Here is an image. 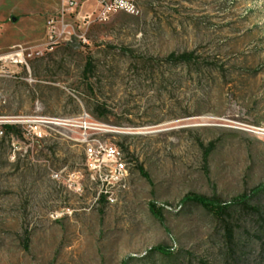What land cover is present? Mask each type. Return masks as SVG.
Returning a JSON list of instances; mask_svg holds the SVG:
<instances>
[{
  "label": "rangeland",
  "instance_id": "rangeland-1",
  "mask_svg": "<svg viewBox=\"0 0 264 264\" xmlns=\"http://www.w3.org/2000/svg\"><path fill=\"white\" fill-rule=\"evenodd\" d=\"M63 3L0 0V54L26 55L0 77V113L86 112L122 151L127 187L115 204L95 200L74 130L0 137V264H264V189L254 212L233 208L232 245L211 212L183 201L229 202L264 182V0H134L85 20L88 0L63 12L71 35L54 42L47 20Z\"/></svg>",
  "mask_w": 264,
  "mask_h": 264
},
{
  "label": "built area",
  "instance_id": "built-area-1",
  "mask_svg": "<svg viewBox=\"0 0 264 264\" xmlns=\"http://www.w3.org/2000/svg\"><path fill=\"white\" fill-rule=\"evenodd\" d=\"M88 0H64L60 17L50 16L47 20V34L50 40L57 41L71 35L68 24L63 21V12L74 13L82 8ZM134 0H95V9L84 12L82 19L88 20L96 11L99 20H104L116 10L133 11ZM26 55L21 48H14L7 53L0 54V70L8 69L9 77L15 75L18 66L26 64ZM8 77V78H9ZM54 125L74 130L78 141L83 148L84 166L89 176L98 183L95 200L103 199L107 204L118 201L119 192L126 189L128 177V162L120 148L107 138H102L104 127L91 119L86 112H81L73 118H38L37 116L17 115L9 116L0 113V137H3L5 126H14L26 138H35L39 135L37 127ZM12 137L13 133H9ZM16 143V141H15Z\"/></svg>",
  "mask_w": 264,
  "mask_h": 264
},
{
  "label": "trees",
  "instance_id": "trees-1",
  "mask_svg": "<svg viewBox=\"0 0 264 264\" xmlns=\"http://www.w3.org/2000/svg\"><path fill=\"white\" fill-rule=\"evenodd\" d=\"M194 60V54L193 52H183L178 55H175L174 53H170L166 57L167 62H173V63H182L186 64ZM91 68V62L90 59H88L85 62L84 66V73L88 72L89 69ZM5 132L6 134L13 133L17 134L18 130L14 126H5ZM211 148H206L204 149V156L208 155L210 152ZM141 170V169H140ZM145 175L144 173H142ZM264 189V182L261 184V186L253 189L250 191V193H244L241 194L240 196L233 198L229 202H221L218 199L214 198H207L203 195H197V194H187L183 201L184 202H190V203H196L202 206L204 209L207 211L211 212L221 223L222 229L224 231V237L226 242H228L230 245H232L234 241V225L231 222L232 218V210L234 207H240L242 210H248V211H255L256 208L253 206L249 205V201L254 197L259 191ZM151 210L157 214H159V209L151 205ZM151 251L158 252L163 255H170V252L167 251V248L158 245L154 248L151 249Z\"/></svg>",
  "mask_w": 264,
  "mask_h": 264
},
{
  "label": "bare ground",
  "instance_id": "bare-ground-1",
  "mask_svg": "<svg viewBox=\"0 0 264 264\" xmlns=\"http://www.w3.org/2000/svg\"><path fill=\"white\" fill-rule=\"evenodd\" d=\"M0 76H9V70L8 69H1L0 70Z\"/></svg>",
  "mask_w": 264,
  "mask_h": 264
},
{
  "label": "crops",
  "instance_id": "crops-1",
  "mask_svg": "<svg viewBox=\"0 0 264 264\" xmlns=\"http://www.w3.org/2000/svg\"><path fill=\"white\" fill-rule=\"evenodd\" d=\"M0 77H3V76H0ZM4 77H7V76H4Z\"/></svg>",
  "mask_w": 264,
  "mask_h": 264
}]
</instances>
